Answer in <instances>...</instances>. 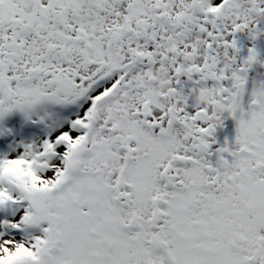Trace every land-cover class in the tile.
<instances>
[{"label":"snow or ice","instance_id":"6c2138e0","mask_svg":"<svg viewBox=\"0 0 264 264\" xmlns=\"http://www.w3.org/2000/svg\"><path fill=\"white\" fill-rule=\"evenodd\" d=\"M0 264H264V0H0Z\"/></svg>","mask_w":264,"mask_h":264}]
</instances>
